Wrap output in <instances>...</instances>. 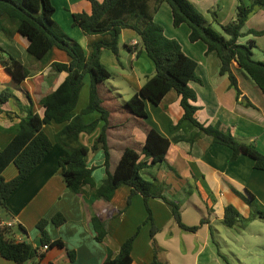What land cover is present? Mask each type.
<instances>
[{"label":"crops","instance_id":"0c3cea01","mask_svg":"<svg viewBox=\"0 0 264 264\" xmlns=\"http://www.w3.org/2000/svg\"><path fill=\"white\" fill-rule=\"evenodd\" d=\"M190 1L209 22L212 20L208 13L210 9L215 10L216 20L220 24L235 18L237 0ZM243 1L246 4L252 2ZM51 2L54 6L52 17L58 27L87 51L88 45L99 38V35L84 34L79 26L73 24L72 14L82 11L89 13L90 1ZM154 21L163 27L168 37L176 39L183 51L196 61V74L200 81H190L197 96L194 102L198 106L196 119L204 125H218L224 131L229 130L239 141L252 145L264 154V92L233 60L231 69L241 90L237 97L227 75L219 72V58L214 52H206L203 41L189 40V28L186 24L182 23L177 27L172 24L171 10L165 1L160 3L154 14ZM250 29H264V7L257 8L249 15L241 29L243 35L238 38L240 43L254 40L252 55L255 59L264 61V34L247 33ZM28 42L18 32L11 36L0 32L3 56L10 54L30 71L24 79L16 82L0 62V95L5 90L11 93L5 100L0 99V150L14 136L12 127L29 111L44 115L40 98L55 90L67 74L65 71L56 72L51 67L53 61L70 60L64 50L53 46L48 59L39 62L28 56ZM129 46L135 47L138 52L131 50ZM118 54L117 57L109 49H103L100 58L111 72L106 86L123 102L138 92L145 79L155 73V65L141 49L140 37L130 28H124L120 32ZM88 88L89 77L86 75L75 112L86 106ZM144 107L146 117L142 121L145 124L129 122L126 134L123 135L127 136V140L121 143L119 132L115 129L109 130L108 141L112 152L110 170L114 167L118 150L123 144L130 141L143 142L145 125L154 128L167 137L170 144L164 160L142 167L140 174L149 181H156L161 186V194L179 204L185 224H199L203 217L208 220L195 232L183 230L175 222L170 207L161 197H149L147 206L151 211L152 221L158 228L155 234L159 247L158 257L166 260L168 264H264V218L255 216L243 225L238 222L232 227L222 222L226 205L235 207L244 218L256 209L264 210V169L254 167L253 158L244 153L232 159V150L228 146L212 142L205 133L200 132L191 140V134L197 133V128L188 131L183 128L171 129L183 114L180 95L175 90H169L157 104L145 98ZM98 115V112L93 111L84 114L82 119L90 122L98 118ZM63 125L64 123L51 122L43 126L44 131L52 138L51 149L10 194L6 201L7 207L1 209V217L14 222L11 227L13 237L37 246L44 253L41 264H101L108 252L115 256L120 245L136 232L131 249V264L150 262L154 254L150 236L152 221L146 220L148 210L140 193L131 194V187L123 183L115 189L109 201H104L95 199L92 195L75 194L66 186L58 164L65 151L53 140L54 134ZM101 125L102 120L98 121L92 132H81L80 142L91 146ZM103 162L104 154L101 149L88 152L86 163L88 167H92L91 175L97 184L106 176ZM16 174L14 163H9L2 171L6 180ZM85 189L88 190L89 187L86 185ZM130 194L131 199L127 203ZM250 194L254 197L251 203ZM58 212L65 220L56 225L51 218ZM94 213L102 218L106 230L101 241L95 237L96 231L91 221ZM41 218L47 220L45 229L50 239L61 240L63 247L42 248L41 233L36 225ZM254 227L257 231L252 230ZM259 233L263 236H259ZM213 240L223 255L225 250L232 253V257H226L228 263L216 252ZM221 241L224 242L223 245ZM255 245H263V248L261 251H254ZM68 250L74 253L72 260L68 256ZM254 254L256 256L251 262H243L246 257ZM28 263L32 264L33 261ZM0 264L15 263L0 255Z\"/></svg>","mask_w":264,"mask_h":264},{"label":"trees","instance_id":"16d2710c","mask_svg":"<svg viewBox=\"0 0 264 264\" xmlns=\"http://www.w3.org/2000/svg\"><path fill=\"white\" fill-rule=\"evenodd\" d=\"M89 1L91 4L89 13L82 11L72 14L73 24L79 26L84 34L99 35V38L92 41L85 51L54 21L52 17L54 6L51 0H0V32L7 36L18 32L25 36L29 41L27 53L31 59L46 61L53 46L64 50L70 57L68 62L51 63L54 71H65L67 74L55 90L40 98V103L44 106V115L40 116L29 111L12 127L14 136L0 150V212L7 207L6 201L10 194L51 149L52 138L44 131L43 126L56 122L64 123L53 136L54 142L65 151V155L59 158L58 164L66 186L73 193L92 195L95 199L109 201L115 189L125 183L131 187V194L140 193L143 196L148 210L146 220L152 221L147 199L158 196L168 204L175 222L183 230L195 232L202 223L208 221L207 218L203 217L196 225L185 224L181 218L179 204L161 194V186L156 181H149L140 174L142 167L164 160L170 144L169 139L154 128L145 125L144 141L141 143L130 141L128 144H123L118 150L116 163L110 170L112 152L108 141L109 130L115 129L119 132L121 143L127 140V136L123 135L126 134L129 122L137 121L145 124L142 121L146 117L144 99L157 104L169 90L173 89L180 95L183 114L171 129L183 128L188 131L197 128L198 132L191 134V140H194L200 132L205 133L210 136L212 142L228 146L232 150V159L244 153L253 158L254 167L264 169L263 153L252 145L239 141L229 130L224 131L218 125H204L196 119L195 112L198 106L194 102L197 96L190 86V81H200L196 74V61L183 51L176 39L168 37L163 27L154 21V14L160 3L165 1L171 10L172 24L175 27L182 23L186 24L189 28V40L203 41L206 44V52L216 54L220 60V74L227 75L230 86L234 88L238 97L241 90L231 69L233 60L264 92V61L257 60L252 55L255 41L250 39L246 43L238 42V38L243 35L241 29L249 15L257 8L264 7V0H252L250 4L237 0L235 18L225 24L217 22L214 9L208 11L212 18L209 22L190 0ZM213 23L218 25L220 31L213 26ZM124 28L133 29L140 37L141 49L154 62L155 73L145 79L138 92L121 102L112 89L106 86L111 72L101 61L100 55L103 49H109L118 57L119 35ZM247 33L262 35L264 29H250ZM129 48L136 51L135 47L129 46ZM3 53L4 50L0 46V62L13 79L20 82L29 74V69L10 54L3 56ZM86 75L89 77L88 102L80 111L75 112L78 95ZM9 95L11 93L5 90L1 93L0 99L3 101ZM246 103L250 104L248 100ZM93 111L98 112V118L84 122L82 116ZM100 120L102 125L93 144L87 146L80 142L79 134L92 132ZM97 149L103 151V165L106 171V176L99 184L95 183L91 175L92 167H88L86 163L88 152ZM9 163H14L17 174L6 180L2 176V171ZM86 185L89 187L88 190L85 189ZM131 194L127 198V203L130 202ZM250 198L251 203L254 200L252 194ZM255 216L264 218V210L256 209L254 213L244 218L235 207L226 205L222 222L232 227L238 222L243 225ZM51 220L59 225L65 218L58 212ZM91 221L96 231V239L103 240L106 230L102 218L94 213ZM46 223L47 220L41 218L36 224L41 233V243L48 247H63L64 243L61 240L50 239L45 229ZM11 227L0 226V255L14 261L15 264H24L28 261H33L32 264H41L44 253L27 240L15 239ZM157 231L158 228L152 221L150 236L154 254L152 260L146 264H168L166 260L158 257L159 247L155 239ZM135 236L136 232L129 236L120 245L115 256L108 252L101 264H131V249ZM213 243L218 255L227 262L216 241L213 240ZM68 256L72 260L73 251L68 250Z\"/></svg>","mask_w":264,"mask_h":264},{"label":"rangeland","instance_id":"374dc122","mask_svg":"<svg viewBox=\"0 0 264 264\" xmlns=\"http://www.w3.org/2000/svg\"><path fill=\"white\" fill-rule=\"evenodd\" d=\"M213 26H214L218 31H220V29H219V27L216 25V23H214ZM223 228H225V227H223ZM252 230H253V231H257V229H256L255 227H254ZM258 235L261 236V237L263 236V234H260V233H259ZM221 243H222V245L224 244L223 241H221ZM250 244H251V242L248 243L247 245L250 246ZM263 245H264V243H263ZM263 245H260V246H256V245H255L256 248H254L253 250H254V251H261V249L263 248V247H262ZM255 246H254V247H255ZM224 249H225V248H224ZM233 251H235V250H233ZM235 252H237V251H235ZM237 254H238V253H237ZM225 255H226V256H225ZM225 255H224L225 258H226V257H232V253H230V252H228V251H226V250H225ZM243 255H244V254L242 253V256H243ZM255 256H256V254L251 255V256L248 257V258L246 257V260H244V261L242 260V261H243L244 263H249V262H251V259H252L253 257H255ZM256 260H257V258H255V261H256ZM255 261H254V262H255ZM24 264H30V263L26 262V263H24Z\"/></svg>","mask_w":264,"mask_h":264},{"label":"built area","instance_id":"2783aa9c","mask_svg":"<svg viewBox=\"0 0 264 264\" xmlns=\"http://www.w3.org/2000/svg\"><path fill=\"white\" fill-rule=\"evenodd\" d=\"M13 224H14V222L4 220L2 217H0V226H13ZM42 248L46 249V248H48V246L46 244H43Z\"/></svg>","mask_w":264,"mask_h":264}]
</instances>
